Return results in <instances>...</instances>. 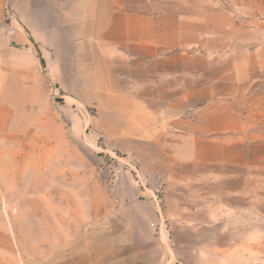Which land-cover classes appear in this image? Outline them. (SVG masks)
<instances>
[{"label": "rangeland", "instance_id": "rangeland-1", "mask_svg": "<svg viewBox=\"0 0 264 264\" xmlns=\"http://www.w3.org/2000/svg\"><path fill=\"white\" fill-rule=\"evenodd\" d=\"M165 10L174 14L160 21L175 28L166 39L179 75L175 85L189 73L190 110L172 106L168 116L159 110L152 132L162 137L134 144L107 142L108 115L86 100L67 98L49 79L51 106H13L18 122L7 133L14 139L0 144V151L11 152L0 159L7 169L0 172V264H89L88 255L99 254L101 262L116 252L125 254L126 264H140L148 243L129 227H147L137 209L145 221L152 218L148 205L137 207L148 199L139 194L144 177L156 190L158 219L164 210L169 216L167 231L215 224L213 235L198 243L215 239L217 264H264V88L258 84L235 114L223 106L217 117L207 105L215 97V78L231 71L255 77L258 55L264 57V0H158V11ZM180 93L173 94L175 103L183 102ZM164 118L175 121L167 131L172 136L163 134ZM235 118L234 132L213 134ZM30 144L37 156L44 145L55 146L44 174L34 167L36 159L25 169V158H12L22 147L29 153ZM188 203L192 213L185 216L191 218L184 220Z\"/></svg>", "mask_w": 264, "mask_h": 264}, {"label": "crops", "instance_id": "crops-1", "mask_svg": "<svg viewBox=\"0 0 264 264\" xmlns=\"http://www.w3.org/2000/svg\"><path fill=\"white\" fill-rule=\"evenodd\" d=\"M163 17L173 19L174 14L170 10L159 12L158 0H0V144L14 139V135L7 133L8 127L14 128L18 122L14 119L13 106H51L47 79L67 98L86 100L90 102L86 106H99L108 115L107 127L111 129L105 124L103 132L107 142L159 141L156 139L162 136L152 132L159 110L168 116L172 106H186V111L191 106L189 73L183 72L181 84L175 85L179 75L174 74L170 55L173 47L166 40L175 28L161 23ZM262 54L258 55L259 69L254 78L231 71L214 79L215 97L207 105L214 106L215 116L225 112L221 111L223 106L228 114H235L234 107L249 103L243 100L254 94L258 84L264 88ZM223 86L227 91L223 92ZM179 91L183 102L175 103L173 94ZM235 119L228 128L215 129L213 134L234 132V127L239 125ZM178 122L183 125L185 121ZM160 125L164 136H172L167 131L174 127V119L164 118ZM129 129L133 130L132 134ZM165 144L162 141L161 148L171 154ZM29 150L24 153L22 147L12 152V158H25V169L30 168L31 159H36L34 167L44 174L45 161L53 159L55 146L44 145L43 153L38 156L32 144ZM7 154L11 157L8 150L0 151V159ZM3 167L0 162V172L6 173ZM142 180L144 190L139 186V194L148 199L137 207L148 205L152 218L145 221L137 209L135 214L147 227L140 232L129 227L131 235L148 243L141 252L140 264H217L221 248H215L218 246L215 239L198 243L201 236L213 235L215 224L189 227L188 223L180 232L167 231L169 216L164 210L158 219L156 190L147 184V178ZM176 197L181 200L180 196ZM190 205H185L184 220L191 218L185 216L192 213ZM211 213L216 214L215 210ZM105 215L103 211L101 219ZM155 220L159 223L156 226ZM175 221L178 219L171 222ZM116 255L113 259L102 258L101 262H98L99 254L88 255L89 264H126L124 253L116 252Z\"/></svg>", "mask_w": 264, "mask_h": 264}, {"label": "built area", "instance_id": "built-area-1", "mask_svg": "<svg viewBox=\"0 0 264 264\" xmlns=\"http://www.w3.org/2000/svg\"><path fill=\"white\" fill-rule=\"evenodd\" d=\"M9 13L10 12H8L7 17H8V19H11V15Z\"/></svg>", "mask_w": 264, "mask_h": 264}]
</instances>
